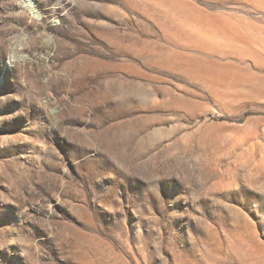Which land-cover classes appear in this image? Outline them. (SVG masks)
<instances>
[{
	"label": "rangeland",
	"instance_id": "rangeland-1",
	"mask_svg": "<svg viewBox=\"0 0 264 264\" xmlns=\"http://www.w3.org/2000/svg\"><path fill=\"white\" fill-rule=\"evenodd\" d=\"M32 2L0 0V264H264V0Z\"/></svg>",
	"mask_w": 264,
	"mask_h": 264
},
{
	"label": "bare ground",
	"instance_id": "bare-ground-1",
	"mask_svg": "<svg viewBox=\"0 0 264 264\" xmlns=\"http://www.w3.org/2000/svg\"><path fill=\"white\" fill-rule=\"evenodd\" d=\"M23 3L25 4V6L32 11H35L34 10V5H33V2L32 0H23ZM12 58V57H11Z\"/></svg>",
	"mask_w": 264,
	"mask_h": 264
}]
</instances>
